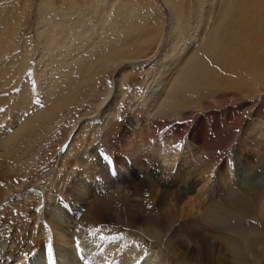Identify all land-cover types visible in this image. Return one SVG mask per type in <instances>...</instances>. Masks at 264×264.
<instances>
[{"label":"rangeland","instance_id":"374dc122","mask_svg":"<svg viewBox=\"0 0 264 264\" xmlns=\"http://www.w3.org/2000/svg\"><path fill=\"white\" fill-rule=\"evenodd\" d=\"M254 1L240 13L236 0H52L45 11L49 20L40 28L41 0H0V43L6 28L15 45L0 51V156L7 168L17 167L6 179L10 195L54 192L61 178L66 180L62 189L69 190L77 174L93 190L107 179L89 166L84 171L76 157L95 162L99 153L108 154L124 168L134 161L136 143L185 150L187 138L195 149L185 168L203 180L196 190L205 203L193 197L195 192L186 208L193 214L202 208L211 223L204 217L189 226L176 208L163 213L155 194L143 201L153 184L144 189L112 184L108 192L125 188L146 211L152 233L145 239L150 253L158 255L157 264H197L198 249L180 247L177 235L206 248L213 234L221 235L238 258L245 253L236 257L237 264H259L254 257L264 256V221L257 208L264 194V0ZM230 14L239 24L232 31L242 30L230 44L243 62L224 68L212 56L211 40ZM244 32L248 41H242ZM170 39L182 48L171 49ZM114 52L117 61L107 60ZM164 53L175 62L166 79L159 75ZM191 55H198L193 62ZM198 61L218 76L201 77L192 70L189 85L178 88L177 76ZM124 209L119 218L96 227L105 235L138 231L142 222L131 221ZM16 214L8 211L5 224L18 223L23 233L33 219L24 211L19 219Z\"/></svg>","mask_w":264,"mask_h":264},{"label":"bare ground","instance_id":"6f19581e","mask_svg":"<svg viewBox=\"0 0 264 264\" xmlns=\"http://www.w3.org/2000/svg\"><path fill=\"white\" fill-rule=\"evenodd\" d=\"M101 2H105V0H97L98 4ZM41 4H43L44 9L41 11L40 8V28H42V21L49 20L45 11L52 7V0H41ZM254 5V0H236L235 3V7H241L240 13L247 7ZM260 11H257V13L259 14ZM245 15L247 16V14ZM231 16L232 14L224 16L223 19L221 16L217 17L218 21L221 19L222 21L211 40L212 56L224 68H230L236 62H243V59L235 51L233 52L237 48L232 47L230 44V40H235L242 32V30L240 32L237 31L239 32L238 34L232 31L236 26L239 27V24L236 23L235 16V20ZM240 25V27L243 26V24ZM212 27L216 26L212 25ZM221 27L222 30L220 29ZM5 29L1 30L3 40L0 43V51L3 53H5V48H7L6 44L10 48H15V45L12 47L9 42L11 38L9 34L11 33H7ZM252 30L254 29L252 28ZM210 32H212V29L208 30V33ZM261 32H264L263 29ZM225 34H227V38ZM175 38L174 40L179 41ZM245 39L248 41L244 32L242 41ZM174 40L169 42L170 48L172 49L174 46L182 48ZM149 45L151 46V43ZM206 45L207 43L205 42V47ZM262 50H264V47ZM112 51H116L115 48ZM117 54L114 56L110 55L107 60L116 62L118 59L116 56H119ZM197 56L191 55L189 60L193 62ZM120 57L119 59H123ZM13 62V60L10 61V64L12 65ZM174 64L172 54L164 53L161 56L159 62L161 71L159 75L161 78L166 79L168 76L171 78L170 68ZM192 70L201 77H207L209 74L218 76L214 69L205 66L202 61H198L195 65L189 67L186 72L181 73L182 75L179 74L177 76L175 84L178 88L189 85V82H191L189 77ZM1 77L2 74H0ZM170 89H173V87H170ZM174 93L175 90H173L172 95ZM149 104V102L144 103V106ZM134 120L137 123L138 117L134 116ZM183 144L185 150L164 148L160 143L146 148L143 144L136 143L132 148L134 161L129 162L124 168H119L108 154L102 155V153H99L95 162H90L89 157L83 158L81 155L79 159L75 158L78 160L75 164L83 166L84 171L89 166L93 173L100 174L107 179L105 183H101V180H99V186L89 190L88 186L82 183L77 174L69 183L74 188L69 190L62 189V185L65 184L66 180L61 178V181L56 182V185L60 186V188L58 187L56 191L48 193L40 190L30 191L27 194L10 195L12 189L8 185L6 186V179L7 177L11 178L12 174H15L17 167L7 168L8 165H6L5 159L0 156V214L3 213V217L0 220V264H157L158 255L150 253L148 241L145 239V235L151 238L152 233V226L146 211L144 212L143 210L142 212L137 207L135 195L129 190L122 188L108 192L107 189L112 184L118 186L125 184L133 189H144L148 184H153L151 185V190L146 188L143 201L151 200L152 195L155 194L156 196L153 200L157 201V207L163 213L170 212L171 208H176L179 214L183 213L187 218L189 226L201 222L204 217L211 223L210 214L204 213L202 208L200 209L201 212L195 214L189 213L190 211L186 208V203L191 205L189 197L195 192L196 194L193 197L202 199L203 203L205 201L202 198V194L196 190L198 183H202L203 180L199 177L196 178V175L193 176L191 169L185 168V163L188 162V158H190L195 146L187 138L183 139ZM66 147L65 145L64 151ZM143 157H150L155 161H144ZM8 169L9 173L7 172ZM229 171L232 172L233 168L230 167ZM237 178L242 181L243 175L239 172ZM24 198H27L29 202H24ZM102 202L108 203L102 205ZM120 207L125 208L124 210H126V214L131 218V221L139 220L142 224L139 226L138 231H133L126 235H105L102 231L103 229H99L96 226L101 225L105 221L119 218L122 213V211H119ZM257 208L264 221V194L259 198ZM11 209L17 212L15 219L21 217V211L28 213L32 217L33 221L28 224L26 231L23 233H21L22 228L18 226V223H14L11 226L5 224V219L9 217L8 211ZM217 220L218 217H216V222H218ZM204 235L205 239L209 238L206 234ZM212 236L213 238L209 241L206 248L202 243L198 245V240H194L192 237L177 235V238L180 247L186 246L187 249L192 247L198 249L197 264H237L238 259L244 257L242 255L245 253H242L238 258L229 244L219 239L221 235L213 234ZM49 249H51L50 254ZM254 258L259 264H264V256L257 255ZM240 263L244 264V261Z\"/></svg>","mask_w":264,"mask_h":264},{"label":"snow or ice","instance_id":"6c2138e0","mask_svg":"<svg viewBox=\"0 0 264 264\" xmlns=\"http://www.w3.org/2000/svg\"><path fill=\"white\" fill-rule=\"evenodd\" d=\"M175 147H179V145H175ZM107 159V157H105ZM51 253V249H49V254Z\"/></svg>","mask_w":264,"mask_h":264}]
</instances>
